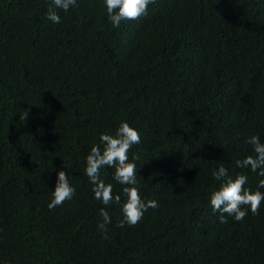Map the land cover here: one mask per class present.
<instances>
[{
	"label": "trees",
	"instance_id": "1",
	"mask_svg": "<svg viewBox=\"0 0 264 264\" xmlns=\"http://www.w3.org/2000/svg\"><path fill=\"white\" fill-rule=\"evenodd\" d=\"M50 4L0 0V264H264V202L227 223L210 204L220 166L264 192L236 166L255 155L250 136L264 143V0H155L118 28L104 0L57 9L58 24ZM121 121L140 134L141 199L158 207L118 227L85 168ZM62 169L75 192L50 210ZM113 171L100 177L123 202Z\"/></svg>",
	"mask_w": 264,
	"mask_h": 264
},
{
	"label": "clouds",
	"instance_id": "2",
	"mask_svg": "<svg viewBox=\"0 0 264 264\" xmlns=\"http://www.w3.org/2000/svg\"><path fill=\"white\" fill-rule=\"evenodd\" d=\"M108 14V20L113 27L118 28L122 21L137 20L141 16L147 15L148 5L155 3V0H104ZM77 5V0H51L47 9V19L54 23H60L61 17L57 9L67 12L71 7ZM140 143L138 130L130 126L127 122L121 121L115 134L101 133L100 144L93 145L90 153L86 157L85 172L89 181L94 185L92 191L94 198L104 205L116 204L120 206L122 219L117 226L123 227L125 224L133 226L140 222L144 212L148 208L155 209L158 204L155 200L145 202L141 199L137 185V167L134 162L129 161L128 152L134 144ZM252 146L255 155H248L242 160L236 161L239 168H250L252 172L264 177V143L258 135H252L246 140ZM137 159L135 156L133 160ZM110 167L113 171V179L124 185L122 191L125 200L122 202L121 195L113 196V188L110 183H105L100 177L102 168ZM212 175L217 181H221L220 187L213 191L210 197V204L213 212L220 213L219 221L227 223L225 214L232 216L236 221L242 220L247 215V210L242 206H248L252 214H259L260 205L264 202V192L251 191L245 189L247 176L237 174L234 178L229 175L228 170L220 166ZM258 188H264V179L258 182ZM75 188L69 183L65 170L57 173L55 189L52 192V199L47 207L54 210L62 205L66 200H71ZM99 216L102 222L97 225L101 233L108 238L107 225L112 223L109 212L105 208H100Z\"/></svg>",
	"mask_w": 264,
	"mask_h": 264
}]
</instances>
